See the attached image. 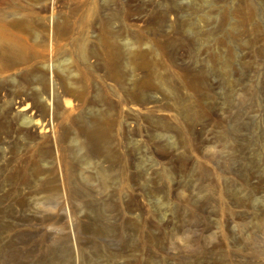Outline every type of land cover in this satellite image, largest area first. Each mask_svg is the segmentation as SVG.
<instances>
[{"label": "rangeland", "instance_id": "374dc122", "mask_svg": "<svg viewBox=\"0 0 264 264\" xmlns=\"http://www.w3.org/2000/svg\"><path fill=\"white\" fill-rule=\"evenodd\" d=\"M0 264H264V0H0Z\"/></svg>", "mask_w": 264, "mask_h": 264}]
</instances>
